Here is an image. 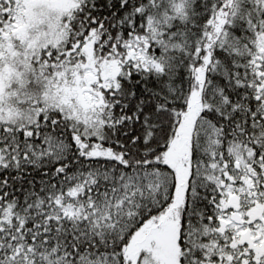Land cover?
I'll list each match as a JSON object with an SVG mask.
<instances>
[{
    "label": "snow or ice",
    "instance_id": "6c2138e0",
    "mask_svg": "<svg viewBox=\"0 0 264 264\" xmlns=\"http://www.w3.org/2000/svg\"><path fill=\"white\" fill-rule=\"evenodd\" d=\"M0 264H264V0H0Z\"/></svg>",
    "mask_w": 264,
    "mask_h": 264
}]
</instances>
